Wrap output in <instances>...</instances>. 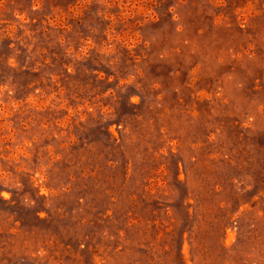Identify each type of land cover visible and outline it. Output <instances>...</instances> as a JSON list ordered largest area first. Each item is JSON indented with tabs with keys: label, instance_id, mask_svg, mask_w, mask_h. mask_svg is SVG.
Returning <instances> with one entry per match:
<instances>
[{
	"label": "rangeland",
	"instance_id": "rangeland-1",
	"mask_svg": "<svg viewBox=\"0 0 264 264\" xmlns=\"http://www.w3.org/2000/svg\"><path fill=\"white\" fill-rule=\"evenodd\" d=\"M0 264H264V0H0Z\"/></svg>",
	"mask_w": 264,
	"mask_h": 264
}]
</instances>
